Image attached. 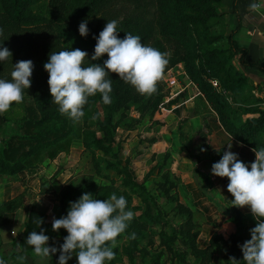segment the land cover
I'll return each mask as SVG.
<instances>
[{"label":"trees","instance_id":"1","mask_svg":"<svg viewBox=\"0 0 264 264\" xmlns=\"http://www.w3.org/2000/svg\"><path fill=\"white\" fill-rule=\"evenodd\" d=\"M42 0H0V29L3 35L0 36V44L4 47L12 46L13 42L6 39L9 29L16 30L25 25L39 24L45 17L34 13L32 7ZM133 4L132 11L128 16L118 21L117 30L119 38L123 39L125 33L139 35L142 43L152 46L161 52L166 51V43H172L173 54L168 57V64L183 62L184 69L190 80L195 84L198 91L203 95L210 108L215 112L223 130L237 142L250 149L264 147V109L260 107L262 99L254 95L249 78L237 70L233 65L236 58L243 67L255 66L264 71L259 63L249 64L244 60L246 48L235 44L234 35L240 29L239 17L236 14L235 26L227 35L215 33L211 29L219 20L221 13L218 7L222 0H125ZM105 0H48V6L57 9L68 21L66 26L74 33L79 34V24L87 20L89 34L82 37L74 45H65L60 38H55L49 43L40 45L41 57L38 63H42V71L32 75L33 98L25 99L22 104H13L12 109L0 115V127L8 125V132L0 138V175H15L18 172L33 166L36 160L53 159L58 153L66 151L69 145V138L74 131L75 125L67 116L60 114L58 105L52 103V96L49 87L42 89L48 84L49 74L44 69V64L49 59L51 52L80 49L94 54L96 39L105 27L107 19L102 11ZM226 38V46H219ZM218 43V44H217ZM18 44V43H17ZM217 44V45H216ZM37 47L35 48V51ZM16 51L15 55L20 54ZM22 57L21 59H23ZM107 54L97 61H88L87 65L96 63L103 66ZM167 69V67H166ZM37 76L39 80L35 77ZM113 91L111 93V104L105 105L102 97L97 94L89 98L85 106V116L82 118V144L91 154L93 166L92 174H87L79 181L67 185L59 193V210L61 217L67 215L70 201H77L84 193L90 192L97 199H108L112 193L119 197L123 195L128 202V210L137 209L132 206V196L139 197L145 203L150 201V193L144 183L134 179L128 166L122 165L118 153L113 150L112 143L115 138L117 123L115 115L126 108L130 99L134 97L133 87L120 80L118 75L111 73ZM209 79H216L219 88H215ZM37 80V83L35 81ZM27 89L24 90V94ZM229 97L235 98L237 107H233ZM157 102H154L156 105ZM239 109V110H237ZM246 118H242V115ZM92 120V121H90ZM94 128V129H93ZM99 133V135H97ZM109 155L110 159L99 160L96 152ZM158 164V169L160 168ZM111 172L119 176L116 181ZM151 172V171H149ZM146 173L145 178L148 176ZM97 178L107 183L97 182ZM176 184H170L168 188H175ZM167 192V189L165 190ZM22 193L4 201L0 204V223L7 214L15 211L22 205ZM178 210L186 211L188 214L187 223L191 221V212L178 202ZM11 204L10 208H7ZM233 216L235 223L234 232L227 243L230 250L224 254V260L231 264L229 257H235L238 261L243 260L240 247L246 240L243 238L245 227L243 214L238 208L229 207L224 210ZM156 222V218L148 213L135 216L129 223L126 232L118 237V240L134 234L137 230L145 229L148 224ZM45 229V235L50 237L49 245L59 246L68 235L65 229L59 232L52 230V221L47 220L44 209L30 207L26 214L23 225V236L20 239V251L13 249V258H18L22 264H27L22 253L29 254L32 258L35 252L32 246L27 244V237L31 231L39 232ZM140 234V233H139ZM55 236H61L55 239ZM197 236V232L195 233ZM162 237V234H161ZM216 235L210 237L209 244L201 248L198 246L196 237L194 239L191 254L198 260V264H209L213 257L212 247L217 243ZM127 256H131V251ZM116 253L115 259L107 264H117L120 249L118 246L113 249ZM75 255V253H74ZM59 252L53 257V264H57ZM0 260L9 264L10 259L0 254ZM158 255L154 257L152 264H158ZM68 264H77L73 256ZM243 264V262H241Z\"/></svg>","mask_w":264,"mask_h":264},{"label":"rangeland","instance_id":"2","mask_svg":"<svg viewBox=\"0 0 264 264\" xmlns=\"http://www.w3.org/2000/svg\"><path fill=\"white\" fill-rule=\"evenodd\" d=\"M47 4L48 0H42L32 7L34 13L45 17L43 22L25 25L16 30L9 29L6 33V39L13 42L12 46H6L12 52V59L0 62V78L10 80L14 64L21 60L33 61V76L39 74L43 67L42 63H38L41 57L40 45L60 38L63 44L74 46L81 38L80 35L67 28L68 21L65 16ZM101 8L107 19L118 22L128 16L133 9V4L125 0H105ZM225 8L222 0V4L218 7L221 16L211 28L213 32L224 36L231 31L234 25L233 20L236 19L233 15H229ZM225 40L226 38L222 43H219V46H226ZM165 45V52L169 56L172 55L173 44L165 42ZM36 47L37 50L39 49L37 52L35 51ZM16 51H20V54L15 55ZM22 57L24 58L21 59ZM91 57V54L88 53L89 60H85V66ZM233 65L245 74L236 58L233 60ZM169 70L178 78V85L173 89L166 82ZM35 77L39 80L37 76ZM250 83L255 95V87L251 81ZM34 85H31L24 94L27 101L33 98ZM48 87V84L43 85L42 89L46 90ZM190 87L193 88L195 97L185 102ZM133 89L134 97L137 100L130 99L128 106L115 115L117 127L112 148L118 153L122 165L128 166L134 179L144 183L150 193L148 204L139 197L132 196L131 205L138 208L131 211L135 216H141L143 213L151 214L156 218V222L147 223L148 226L142 231L137 230L134 233V238L132 233L118 240L120 253L117 264H152L157 255L158 264H198V260L191 254L194 239L196 237L197 244L204 247L208 244V238L213 234L218 240L212 247L213 257L209 264H229L224 260V254L230 250V246L229 243H225L228 242L235 229L233 216L224 212V210H229V207H233L227 194L229 193L227 191L229 181L226 177L214 176L211 173V167L222 158L225 148L227 149V145L231 144L229 143L230 139L225 134L211 135L213 132L207 127L206 116L196 119L192 117L199 112H210L211 108L209 109L210 106L208 107L205 103L203 95H200L197 87L191 83L183 62L167 65L164 77L157 85V92L151 97L142 96L137 93L134 87ZM176 92L179 94L176 95ZM234 100L235 98L229 97L233 107H237ZM155 101L156 105H154ZM262 102L260 107L263 108ZM187 109H190L188 114ZM241 115L242 118H246V115ZM82 126V121L75 125L71 138H69L68 148L63 151L65 152L64 156H61L62 152L58 153L60 156L57 155V168L53 170L55 174L60 169L74 168L70 178L65 181L71 182V184L93 171L91 154L82 144ZM8 128V125L0 127V138L4 136L5 132H8ZM201 148L206 151L202 152ZM96 157L99 160L110 159L109 155H103L99 151L96 152ZM42 161L36 160L33 166L37 167ZM158 164L161 165L159 169ZM148 172L149 174L145 178ZM53 173L51 171L46 174L40 173L39 181L34 184L37 189L36 193L30 192L29 187L22 184L24 189V193L21 195L22 205L27 208L39 209L46 206V201H50L58 207L59 199H55V196L59 195L66 184H63L64 187L61 186L62 184L56 185L52 180ZM111 176L116 181L120 180L114 172H111ZM5 179H9V177L0 179V187L1 182ZM100 181L107 183V181L97 178V182ZM173 183L176 184V187L169 189L168 186ZM166 189L167 192H165ZM16 191L11 187L5 199L8 198L10 192L12 194ZM45 193L47 195L42 198V194ZM36 196L38 199L35 198ZM174 197H177L178 202L191 212L189 223H187V212L178 210ZM204 197L211 201V204L206 202V207L202 206L203 202L200 203V201L206 200ZM1 200L2 198H0V202ZM42 204L43 206H41ZM29 205L31 206L28 207ZM7 206L10 208L11 204ZM48 207L50 210L47 211V215L51 219V215L54 216L51 210L52 205ZM57 212L59 215L54 217L59 219L61 217L59 207ZM26 214L27 212L24 211L21 216H18L19 223L22 224L25 221ZM243 219L246 221L245 217ZM11 220L13 219L3 222L4 227L1 233L13 230L15 233L9 235H14L16 238L18 229H15V224H9ZM196 232L197 236H195ZM15 238L8 240L5 246L0 245V254L6 255L10 259L9 264H22L18 258H13ZM128 249L132 253L129 257L127 256ZM34 258V264H53L52 259L42 260L38 256H34Z\"/></svg>","mask_w":264,"mask_h":264},{"label":"clouds","instance_id":"3","mask_svg":"<svg viewBox=\"0 0 264 264\" xmlns=\"http://www.w3.org/2000/svg\"><path fill=\"white\" fill-rule=\"evenodd\" d=\"M117 25V20L107 21L99 36L94 37L97 42L91 61L107 54L103 66L96 63L85 66L88 53L78 48L51 52L44 64L49 74L52 103L58 105L61 115L74 123L85 116L89 98L100 94L105 105L111 104V73L146 97L157 92V85L164 77L169 54L145 45L139 35L125 33L123 39L119 38ZM79 34L88 36L87 20L79 24ZM9 58L12 59V52L0 44V62ZM33 70V61L21 60L14 64L10 80L0 78V115L9 112L13 104L23 103L24 90L30 89L32 84ZM231 148L232 144L228 145L222 158L212 165L211 173L228 179L227 191L234 197L232 206L248 208L256 224L249 230L251 238L238 245L243 260L229 257V261L231 264H264V147L251 149L255 160L250 164L241 161ZM201 151L206 149L201 148ZM133 218L134 213L128 210L123 195L118 197L112 193L108 199L101 200L86 192L77 201L69 202L66 216L53 217L52 230L59 232L63 228L68 233L59 248L49 245L50 237L43 228L39 232L31 231L27 244L42 260H51L59 252L57 264H68L73 256L77 264H107L115 259L113 249L118 246V237L126 232ZM0 264L5 262L0 260Z\"/></svg>","mask_w":264,"mask_h":264},{"label":"crops","instance_id":"4","mask_svg":"<svg viewBox=\"0 0 264 264\" xmlns=\"http://www.w3.org/2000/svg\"><path fill=\"white\" fill-rule=\"evenodd\" d=\"M224 4H225V9L228 12L229 15H233L236 18V14L233 8V3L235 2V10L236 13L239 17V21H240V29L239 31L234 35V42L235 44L242 46L244 48H246V52H245V56H244V60L249 63V64H253V63H259L261 66L264 67V0H223ZM234 18V19H235ZM234 21V25L236 23V19L233 20ZM242 70L244 71V73L249 77L250 81L252 82V84L254 85V91H255V95L257 97L262 98V106L264 105V71L259 68V67H255V66H248V67H243L240 64ZM191 83L195 86V84L191 81ZM189 95L187 98H185V102L190 101L192 98H194L195 93L193 91V88L190 87L189 89ZM199 92V91H198ZM200 95H202L199 92ZM205 103L207 104V106L209 107L208 103L205 101ZM210 109V107H209ZM264 109V107H263ZM190 113V109H187V114ZM207 117V127L208 129H210L213 133H211V135H227L229 140V143L232 144V148L231 151L235 152L238 154V158L243 161L246 164H250L251 162H253L255 160V154L254 152L251 151L250 148H248L247 146L243 145V147H240L239 142H237L236 140H234L232 137H230L222 128L221 124L219 123L217 116L215 115V113L210 109V112H205V113H197L195 115H193V118H199V117ZM225 140V139H224ZM229 144V145H231ZM228 150V145H227V149L225 148V151ZM61 154V153H60ZM60 154L58 156H60ZM64 156L65 152H62ZM58 156H56L53 159H44L42 161V163H39V165L37 167L35 166H31V167H27L26 169L18 172L15 175L9 176V175H0V179L2 177H9V179H5L4 181L1 182V187H0V198H2L1 203H3L4 201L8 200L9 198L14 197L15 195H17L19 192H23V185L22 184H26L25 186L29 187V191L32 193H36L35 190V185L38 181H39V177H40V173L42 174H46L47 172L53 173V170H55V168H57L56 166V161L58 159ZM66 166V165H65ZM74 168H66V169H60V171H57L55 174L53 173V182H55L56 185H61L62 187H64V183L66 184L65 187L70 183L65 182L66 180H68V178H70V176L72 175ZM46 171V172H45ZM70 172V173H69ZM89 174H92V171H90ZM14 179V180H13ZM14 188L15 190L19 191V192H15L12 193L10 192V195L8 196L7 199H5V197L7 196L6 194L10 191V188ZM64 187V188H65ZM62 188V189H64ZM229 195V200H233L234 197L231 196L230 193H227ZM47 195V193L42 194V198H44ZM227 196V195H226ZM58 196H55V199H58ZM37 198V196L35 197ZM205 198V197H204ZM38 199V198H37ZM206 199V198H205ZM58 201V200H57ZM56 202V201H55ZM203 202V203H202ZM206 202L208 204H211L210 200H205V201H200V203H202L203 207H206L205 204ZM45 205V204H44ZM51 210H52V214L54 213V216H58L59 213L57 212V206L56 204H52V202H48L46 201V206H43V204L41 206L42 209L45 210L46 212V216H47V220L52 221L53 220V215H51V219L48 217L47 215V211L50 210V206ZM31 205H29L28 207H30ZM237 208V207H235ZM29 208H27V206L22 205L19 208H17L15 211L11 212L10 214H7V216L4 217L3 221L0 223V245L1 246H5L8 242V240H11V238H15L14 235H9L12 234L11 232L13 230H9L5 231L3 234L2 229H3V222L5 220L8 219H13L11 221H9V224H15V229L17 228V232L16 235H18V233L22 230L23 228V224L24 222L21 224L19 223V218L18 216H21L22 213L25 211L27 212ZM241 213L243 214V218L245 217L244 223H245V227H244V231H243V238L244 240L251 238L250 236V229L255 227L256 221L254 220V218L252 217L250 210L248 208H243L240 209L238 208ZM219 214V213H218ZM14 232V231H13ZM15 233V232H14ZM12 236V237H11ZM55 239H60L61 236H55ZM209 240L210 238H208V244H209ZM207 244V245H208ZM207 245H204V247H206ZM199 246V245H198ZM200 247V246H199ZM201 247V248H204ZM37 256V255H34ZM33 256V260L35 263V258ZM39 257V256H38ZM53 262V260H52Z\"/></svg>","mask_w":264,"mask_h":264},{"label":"built area","instance_id":"5","mask_svg":"<svg viewBox=\"0 0 264 264\" xmlns=\"http://www.w3.org/2000/svg\"><path fill=\"white\" fill-rule=\"evenodd\" d=\"M209 81H210V83L212 84L213 87L219 88V82L216 79H209ZM166 82H167V85L171 89H173V88L177 87V85H178V78H177L176 75L171 74V71L169 70V71H167ZM176 93H177L176 95L179 94L178 92H176ZM170 94H172V93H170ZM11 233L13 234L14 232L12 231Z\"/></svg>","mask_w":264,"mask_h":264},{"label":"water","instance_id":"6","mask_svg":"<svg viewBox=\"0 0 264 264\" xmlns=\"http://www.w3.org/2000/svg\"><path fill=\"white\" fill-rule=\"evenodd\" d=\"M23 233H24V230L22 229L18 233L17 237L14 239V245H15V250L16 251H20L19 243H20L21 237L23 236ZM22 256L25 259V261H26L27 264H34V260H33V258L29 254L22 253Z\"/></svg>","mask_w":264,"mask_h":264}]
</instances>
